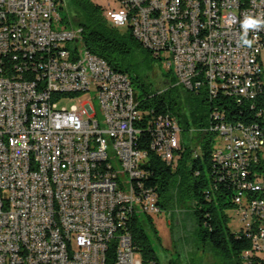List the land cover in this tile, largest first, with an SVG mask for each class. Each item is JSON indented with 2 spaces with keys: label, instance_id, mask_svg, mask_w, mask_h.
I'll return each mask as SVG.
<instances>
[{
  "label": "built area",
  "instance_id": "2783aa9c",
  "mask_svg": "<svg viewBox=\"0 0 264 264\" xmlns=\"http://www.w3.org/2000/svg\"><path fill=\"white\" fill-rule=\"evenodd\" d=\"M63 1L0 0V264H143L131 224L162 212L149 151L174 164L180 124L143 109L130 77L85 48L81 27H59ZM114 1L105 17L212 103L216 178L236 186L248 264L264 260V28L241 44L264 0ZM87 92L97 104L60 107Z\"/></svg>",
  "mask_w": 264,
  "mask_h": 264
},
{
  "label": "trees",
  "instance_id": "16d2710c",
  "mask_svg": "<svg viewBox=\"0 0 264 264\" xmlns=\"http://www.w3.org/2000/svg\"><path fill=\"white\" fill-rule=\"evenodd\" d=\"M69 6L78 18L76 26L82 28L85 48L105 59L112 69L127 74L133 86L138 84L142 88L141 93L136 91V97L141 100L143 109L153 108L160 113L174 115L180 124L181 145L174 164L168 165L155 152L149 151L146 182L158 193L161 211H169L178 204L189 208L196 221V235L203 247L234 264H248L244 254L252 249L251 242L239 231L229 228L228 216L224 213L226 208L235 206L236 186L216 178L218 169L212 160V150L217 133L209 130L212 103L205 92L185 90L176 84L175 78L164 91H149L139 77L131 76V61L137 50L154 54L144 48L131 29L124 27L122 30L109 21L104 15L106 6L93 0H69ZM64 22L67 27H73L68 13ZM191 131L199 132L195 145H191ZM146 217L150 226L140 218H134L130 229L142 263L161 264L148 229L157 238L158 232L153 217ZM258 260L256 264H264L262 258L258 257Z\"/></svg>",
  "mask_w": 264,
  "mask_h": 264
},
{
  "label": "rangeland",
  "instance_id": "374dc122",
  "mask_svg": "<svg viewBox=\"0 0 264 264\" xmlns=\"http://www.w3.org/2000/svg\"><path fill=\"white\" fill-rule=\"evenodd\" d=\"M93 1L104 6H107L108 2L111 1L112 7L117 8V3L114 0ZM60 7H64V9L61 10ZM66 13L69 14L73 27L77 28L78 18L72 12L69 0H64L59 4V15L63 19V23H60L59 27L64 28L66 26L64 22ZM55 28H57L56 25ZM120 28L124 30V27ZM131 65V76L133 78L139 77L141 83L145 84L149 91H164L172 79H176L175 69L173 66L169 68L168 60L165 57L160 59L142 50H137L134 53ZM134 89L137 93L142 92V88L138 84H134ZM94 95V92H87L74 99H64L60 107L70 108L74 104H79V99L83 101L92 100L97 104V100L93 98ZM198 134L197 131H191V145L196 144V135ZM199 152H201L200 148ZM189 210V208L178 204L173 209L169 211L162 210L161 213L153 217L158 238L149 229L148 234L159 262L161 264H234L227 258L200 244L195 232L196 221ZM224 213L228 216L229 228L234 232H238L241 222L236 207L233 205L226 208ZM140 220L145 221L147 226L151 225L146 215H141Z\"/></svg>",
  "mask_w": 264,
  "mask_h": 264
},
{
  "label": "clouds",
  "instance_id": "9594fccd",
  "mask_svg": "<svg viewBox=\"0 0 264 264\" xmlns=\"http://www.w3.org/2000/svg\"><path fill=\"white\" fill-rule=\"evenodd\" d=\"M242 27L244 29V35L241 39V44L242 46L251 47L254 41L247 38V33L249 30L258 31L264 28V18L246 16L242 23Z\"/></svg>",
  "mask_w": 264,
  "mask_h": 264
},
{
  "label": "bare ground",
  "instance_id": "6f19581e",
  "mask_svg": "<svg viewBox=\"0 0 264 264\" xmlns=\"http://www.w3.org/2000/svg\"><path fill=\"white\" fill-rule=\"evenodd\" d=\"M65 95H72V87H65ZM244 255H253V246L252 249L246 251Z\"/></svg>",
  "mask_w": 264,
  "mask_h": 264
}]
</instances>
